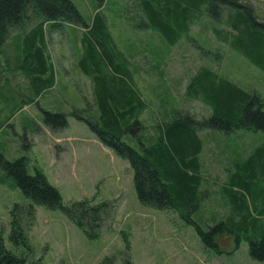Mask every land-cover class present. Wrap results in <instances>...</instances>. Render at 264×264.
Segmentation results:
<instances>
[{"label": "trees", "instance_id": "trees-1", "mask_svg": "<svg viewBox=\"0 0 264 264\" xmlns=\"http://www.w3.org/2000/svg\"><path fill=\"white\" fill-rule=\"evenodd\" d=\"M133 2L134 8L128 3L126 12L121 11L123 19H135L145 25L141 32L144 34L149 31L147 28L154 29L153 35H145L122 49L107 16L99 9L101 3L93 7V19L87 21L73 0H0V126L3 118L9 121L24 103L53 92L57 77L47 23L83 28L78 68L91 77L94 98H86L85 107L66 112L44 110L45 122L53 118L65 127L67 117L72 115L87 123L104 145L129 161L141 204L177 210L197 228L207 246L217 251L222 248L216 235L227 233L231 239L235 236L236 245L249 242L253 258L264 260V142L248 151V147L230 139L224 149L229 152L228 165L232 169L221 188L226 211L221 215L214 212L213 217L205 216L209 204L205 184L211 181L204 175L202 157L211 133H264L262 94L244 88L222 75L218 68L203 64L190 77L187 94L203 98L211 107V114L198 118L173 109L166 116L165 111L170 108L167 105L164 110L161 108L162 115L161 110L153 113L155 122L151 129L143 118L150 101L138 83L141 65L135 64L139 54H148L156 58L158 68L163 66L168 61L163 59L165 55L190 33L191 26L208 18V13L218 11L223 28L216 26L214 30L221 40L264 71V19L254 6L242 0ZM151 41L158 45L151 47ZM0 156V164L12 178L8 180L19 184L33 203L61 209L90 237L99 236L107 202L84 200L66 204L43 172L29 174L25 156L15 162L1 153ZM28 207L27 213L34 217V204ZM12 213L10 239L16 247H28L20 216L16 210ZM23 254L9 248L0 232V264H33Z\"/></svg>", "mask_w": 264, "mask_h": 264}, {"label": "rangeland", "instance_id": "rangeland-1", "mask_svg": "<svg viewBox=\"0 0 264 264\" xmlns=\"http://www.w3.org/2000/svg\"><path fill=\"white\" fill-rule=\"evenodd\" d=\"M73 1L87 21L93 19V7L101 3L99 9L107 16L122 49L145 35H153L151 30L154 29L147 28L149 31L144 34L141 32L145 25L135 19H123L121 11L126 12L128 3L134 8L133 0ZM242 1L254 6L259 17L264 19V0ZM207 16L192 25L190 33L168 51L163 58L168 61L163 66L158 68V61L152 55L136 57L135 64L141 65L138 83L150 101V109L143 117L147 127L154 129L153 113L161 108L164 110L167 105L170 108L165 111L166 116L173 109L198 118L211 114V107L203 98H192L187 94L190 77L203 64L218 68L222 75L246 89L259 91L264 98V71L218 36L214 28L220 27L221 13L216 11ZM82 29L75 24L55 27L47 23L49 47L59 77L53 92L43 96L42 109L66 112L74 107H85V99L94 98L91 77L79 72L78 68ZM149 44L151 47L158 45L155 41ZM44 110L39 107L33 111L31 106H22L9 121L3 118L0 153L13 162L25 156L29 174L43 172L66 204L90 200L95 204L107 202L108 206L102 214L99 236L90 237L61 209L33 203L19 184L8 180L12 178L0 164V232L4 234L7 246L27 255L30 263L264 264V260L253 258L247 241L236 245L234 235L231 239L230 235L222 233L215 237L222 248L217 251L207 246L197 228L183 219L177 210H159L141 204L134 169L128 160L104 145L87 123L71 115L67 117L65 127L53 118L49 124L45 122ZM38 114L42 119L37 117ZM32 119V125H27ZM230 139L250 151L264 142V133L237 131L229 135L222 131L209 134L202 152L204 175L211 181L205 184L209 203L206 217L226 211L221 188L232 169L228 165L229 152L224 149ZM31 203L34 204V217L26 211ZM13 210L25 227L28 247H16L10 239Z\"/></svg>", "mask_w": 264, "mask_h": 264}, {"label": "crops", "instance_id": "crops-1", "mask_svg": "<svg viewBox=\"0 0 264 264\" xmlns=\"http://www.w3.org/2000/svg\"><path fill=\"white\" fill-rule=\"evenodd\" d=\"M141 25H143V24H141ZM133 28H137V27H133ZM81 73H83L82 71H80ZM59 71H58V69L56 70V77H57V80H58V77H59ZM33 99V98H32ZM30 100L29 102H27V103H24L23 104V106H27V107H29V106H31V109L33 110V111H35V110H37V109H39V107H40V109L41 110H44V109H42L43 108V104L41 103L42 102V100H43V96L42 95H39L38 97L37 96H35V100ZM35 106L37 107V109H35ZM45 110H48V109H45ZM67 111H69V110H67ZM37 117H39L40 119H42V115L40 114H38L37 115ZM34 118H36V116L34 117ZM31 122H33V119L31 120V121H29L28 123H27V125L28 124H31ZM34 122H36V121H34ZM27 125H25V126H27Z\"/></svg>", "mask_w": 264, "mask_h": 264}]
</instances>
